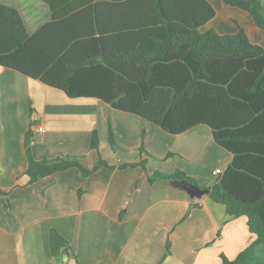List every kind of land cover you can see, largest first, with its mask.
Returning <instances> with one entry per match:
<instances>
[{"label": "crops", "instance_id": "1", "mask_svg": "<svg viewBox=\"0 0 264 264\" xmlns=\"http://www.w3.org/2000/svg\"><path fill=\"white\" fill-rule=\"evenodd\" d=\"M207 1L216 13L201 33L213 29L231 35L241 27L251 43L264 45V30L248 12L223 0ZM0 3L20 12L29 33L54 12L44 0ZM260 3L264 8V0ZM110 6L99 11L107 26L114 17ZM109 125L119 147L115 151L107 142ZM94 129L99 144L90 149ZM28 130L36 160L69 155L90 169L99 158L115 166L145 158V169L102 166L83 178L71 167L28 183L23 150ZM141 144L151 157L140 155ZM231 159L205 124L170 134L100 99L70 98L0 66V187L7 191L0 195V264H221V255L232 260L255 238L245 216L229 215L208 194L194 203L172 182L147 177L179 170L203 185ZM52 230L68 243L69 255L62 259L51 255ZM240 264H264V242Z\"/></svg>", "mask_w": 264, "mask_h": 264}, {"label": "trees", "instance_id": "2", "mask_svg": "<svg viewBox=\"0 0 264 264\" xmlns=\"http://www.w3.org/2000/svg\"><path fill=\"white\" fill-rule=\"evenodd\" d=\"M44 1L54 11L52 19L32 33L16 8L0 3V66L70 98L100 99L170 134L209 126L214 142L232 153L211 181L199 185L179 170L147 177L149 182L186 180L207 190L202 195L224 204L229 215L245 216L254 240L232 260L221 255V264H240L264 242V45L251 43L241 27L231 35L213 29L201 33L199 28L216 13L207 0ZM223 2L248 12L264 30L260 0ZM107 3L114 11L109 26L99 12ZM31 139L28 130L23 141L28 183L71 167L83 178L102 166L145 169V158L118 166L99 158L90 169L69 155L36 160ZM107 142L118 150L110 125ZM98 144L94 129L89 147ZM138 151L151 157L143 144ZM200 197L191 198L197 203ZM50 252L59 259L69 255L67 241L56 230L50 232Z\"/></svg>", "mask_w": 264, "mask_h": 264}, {"label": "water", "instance_id": "3", "mask_svg": "<svg viewBox=\"0 0 264 264\" xmlns=\"http://www.w3.org/2000/svg\"><path fill=\"white\" fill-rule=\"evenodd\" d=\"M172 185L184 190L190 197H200L203 193H208L207 190L200 191L195 185L186 180H173Z\"/></svg>", "mask_w": 264, "mask_h": 264}, {"label": "built area", "instance_id": "4", "mask_svg": "<svg viewBox=\"0 0 264 264\" xmlns=\"http://www.w3.org/2000/svg\"><path fill=\"white\" fill-rule=\"evenodd\" d=\"M42 128H43L42 126L37 127L38 130H42ZM60 264H64V263H60Z\"/></svg>", "mask_w": 264, "mask_h": 264}]
</instances>
